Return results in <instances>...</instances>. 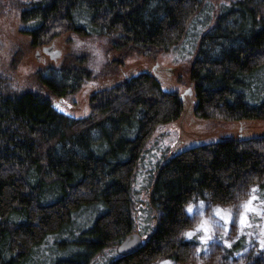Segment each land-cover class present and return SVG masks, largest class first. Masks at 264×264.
I'll use <instances>...</instances> for the list:
<instances>
[{"label": "trees", "instance_id": "1", "mask_svg": "<svg viewBox=\"0 0 264 264\" xmlns=\"http://www.w3.org/2000/svg\"><path fill=\"white\" fill-rule=\"evenodd\" d=\"M5 1L19 11L33 48L73 32L150 58L186 40L195 51L194 114L264 120V0H229L213 15L207 0ZM54 71L35 75L45 93L15 91L0 78V264H90L109 247L116 255L106 264L183 263L191 202L232 207L254 188L264 206V135L239 136L158 163L145 220L137 219L133 182L142 152L159 125L180 116L182 98L141 72L92 93L89 113L75 118L52 98L74 92L91 73L70 58ZM132 233L139 246L118 253ZM241 264H264V253L254 249Z\"/></svg>", "mask_w": 264, "mask_h": 264}, {"label": "rangeland", "instance_id": "2", "mask_svg": "<svg viewBox=\"0 0 264 264\" xmlns=\"http://www.w3.org/2000/svg\"><path fill=\"white\" fill-rule=\"evenodd\" d=\"M207 1L212 15L220 4L229 2ZM205 15L208 17V14ZM24 28L19 11L10 8L5 0H0V78L3 85L15 91L31 89L45 93V88L37 83V72L42 71L46 75L53 73L67 58L74 65L83 61L91 76L74 92L52 98L55 108L66 115L75 118L86 116L90 111L88 101L92 93L141 72L155 75L164 90L177 91L179 95L191 88L190 93L183 94L180 116L159 125L145 144L133 182L137 219L145 220L150 175L158 163L164 162L179 150L194 145L239 136L264 135V120L227 122L203 119L194 114L196 98L189 75L195 51L186 47V40H182L166 54L148 58L136 54L125 55L112 49L104 38L73 32L63 33L50 44L33 48L30 46L31 37L24 32ZM190 36L189 33L187 37ZM49 45L59 51L56 60L42 51V47ZM15 56L20 57L16 64L13 63ZM253 196L256 197L250 205L253 210L246 211L244 205ZM190 206L193 208L192 212L188 211ZM217 209L224 210L223 214L217 215ZM187 215L191 220V227L186 233L191 247L188 259L183 263L159 259L153 264H241L254 249L264 253V206L258 200L254 188L240 203L232 207L208 201L191 202L187 207ZM242 217L244 223H241ZM201 225H205L207 231ZM189 233L192 235L189 236ZM235 244L239 246L238 250H234ZM113 255H116L114 247L105 248L90 264H106ZM48 258L57 257H36L34 262Z\"/></svg>", "mask_w": 264, "mask_h": 264}, {"label": "water", "instance_id": "3", "mask_svg": "<svg viewBox=\"0 0 264 264\" xmlns=\"http://www.w3.org/2000/svg\"><path fill=\"white\" fill-rule=\"evenodd\" d=\"M42 51L47 53L49 57L53 60H56V58L59 56V51L53 49V45L42 47ZM190 92H191V88L189 87L184 93H190ZM183 94L180 95L181 98L183 97ZM52 105L55 107V103H52ZM140 243H141V238L138 234L136 233L129 234L117 246V252L121 254L130 252L134 250L137 246H139Z\"/></svg>", "mask_w": 264, "mask_h": 264}, {"label": "snow or ice", "instance_id": "4", "mask_svg": "<svg viewBox=\"0 0 264 264\" xmlns=\"http://www.w3.org/2000/svg\"><path fill=\"white\" fill-rule=\"evenodd\" d=\"M254 199H256L255 196H253L252 199L249 200V201L247 202V204L244 205L246 211H252V210H253V209L250 207V205H251V203H252V200H254ZM188 211H189V212H192V211H193V208L190 206L189 209H188ZM223 212H224V210H222V209H217V215H222ZM229 219H230V215H229ZM241 223H244V218H243V217L241 218ZM201 228H203L205 231H207V228H206L205 225H201ZM188 235L191 236L192 233H189Z\"/></svg>", "mask_w": 264, "mask_h": 264}]
</instances>
